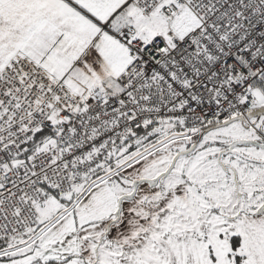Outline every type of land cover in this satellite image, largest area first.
<instances>
[{"label":"snow or ice","instance_id":"6c2138e0","mask_svg":"<svg viewBox=\"0 0 264 264\" xmlns=\"http://www.w3.org/2000/svg\"><path fill=\"white\" fill-rule=\"evenodd\" d=\"M0 264H264V0H0Z\"/></svg>","mask_w":264,"mask_h":264}]
</instances>
